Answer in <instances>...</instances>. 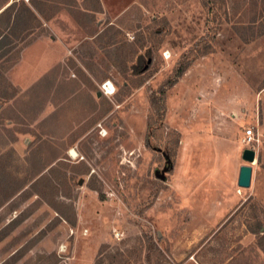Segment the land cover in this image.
<instances>
[{
    "label": "rangeland",
    "instance_id": "1",
    "mask_svg": "<svg viewBox=\"0 0 264 264\" xmlns=\"http://www.w3.org/2000/svg\"><path fill=\"white\" fill-rule=\"evenodd\" d=\"M102 1L0 0V264H264V0Z\"/></svg>",
    "mask_w": 264,
    "mask_h": 264
},
{
    "label": "crops",
    "instance_id": "2",
    "mask_svg": "<svg viewBox=\"0 0 264 264\" xmlns=\"http://www.w3.org/2000/svg\"><path fill=\"white\" fill-rule=\"evenodd\" d=\"M99 2L102 4L103 1L102 0H99ZM104 5V4H103ZM104 7V6H103ZM105 8V7H104ZM40 42L42 43V41H39V42H36L34 45H41ZM46 46H42V52H43V55H41V59H42V64L41 66L39 67V71L37 69V72L33 75V77L29 78L27 81H23L21 78H20V74H19V67L23 64L24 62V59H25V54L27 53V51L31 48V45L30 47H27L24 51H23V55H22V58H21V61L20 63L16 66V69L12 70V83L14 84V86H18V87H24V88H27L29 86V84L33 81V79H36V76L39 75L40 73H42L44 71V69L47 67V65L49 67H52L54 65V55H50L49 53V50H48V47H50L51 45H47V43H45ZM44 48V49H43ZM46 48V49H45ZM51 48V47H50ZM53 48V47H52ZM51 48V50H52ZM50 50V51H51ZM61 60V59H60ZM56 62H58V59L55 60ZM48 69V68H47ZM39 77V76H38ZM264 127V125H263ZM262 127V128H263ZM264 130V129H263ZM242 155V153H241ZM242 160V158H241ZM243 161V160H242ZM241 167V166H240ZM240 169V168H239ZM238 174H239V171H238ZM238 179V178H237ZM252 180V179H251ZM214 185H218L217 183H213ZM213 186V185H211ZM251 186V184H250Z\"/></svg>",
    "mask_w": 264,
    "mask_h": 264
},
{
    "label": "water",
    "instance_id": "3",
    "mask_svg": "<svg viewBox=\"0 0 264 264\" xmlns=\"http://www.w3.org/2000/svg\"><path fill=\"white\" fill-rule=\"evenodd\" d=\"M255 157H256V155H255V152L253 150L244 149L242 151L241 158L246 164H249V165H242L239 169V174H238V179H237V186L239 188L247 189L250 187L251 179H252V173H253L252 164L255 161ZM166 160H167V162H166V165H167L169 163L167 156H166ZM168 170H169V168L167 166H165V168L162 170L161 174H159L157 172L155 174L157 177H159V179L164 181L165 180L164 179V173Z\"/></svg>",
    "mask_w": 264,
    "mask_h": 264
},
{
    "label": "built area",
    "instance_id": "4",
    "mask_svg": "<svg viewBox=\"0 0 264 264\" xmlns=\"http://www.w3.org/2000/svg\"><path fill=\"white\" fill-rule=\"evenodd\" d=\"M104 87V86H103ZM242 144L246 147L250 146V150H253L255 152V145L260 146L264 144V138L255 131L254 127H248L243 134L242 137ZM256 155V152H255Z\"/></svg>",
    "mask_w": 264,
    "mask_h": 264
},
{
    "label": "bare ground",
    "instance_id": "5",
    "mask_svg": "<svg viewBox=\"0 0 264 264\" xmlns=\"http://www.w3.org/2000/svg\"><path fill=\"white\" fill-rule=\"evenodd\" d=\"M103 88L107 90V94L110 95L111 93H113L112 92L113 91V85H111V83L105 84V86ZM70 155H71V157H76L74 152H71Z\"/></svg>",
    "mask_w": 264,
    "mask_h": 264
},
{
    "label": "clouds",
    "instance_id": "6",
    "mask_svg": "<svg viewBox=\"0 0 264 264\" xmlns=\"http://www.w3.org/2000/svg\"><path fill=\"white\" fill-rule=\"evenodd\" d=\"M163 55H164V58L167 60L171 57L172 51L171 50L165 51Z\"/></svg>",
    "mask_w": 264,
    "mask_h": 264
},
{
    "label": "trees",
    "instance_id": "7",
    "mask_svg": "<svg viewBox=\"0 0 264 264\" xmlns=\"http://www.w3.org/2000/svg\"><path fill=\"white\" fill-rule=\"evenodd\" d=\"M146 69H147V67L144 68V70H146ZM166 166L169 168V170L171 169V163H170V161H169V163Z\"/></svg>",
    "mask_w": 264,
    "mask_h": 264
},
{
    "label": "flooded vegetation",
    "instance_id": "8",
    "mask_svg": "<svg viewBox=\"0 0 264 264\" xmlns=\"http://www.w3.org/2000/svg\"><path fill=\"white\" fill-rule=\"evenodd\" d=\"M72 152H74V151H72ZM75 153V152H74ZM70 154V153H69ZM75 155H76V153H75ZM77 156V155H76Z\"/></svg>",
    "mask_w": 264,
    "mask_h": 264
}]
</instances>
